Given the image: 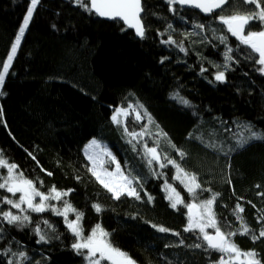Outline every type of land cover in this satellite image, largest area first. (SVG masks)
Instances as JSON below:
<instances>
[{"label":"trees","instance_id":"trees-1","mask_svg":"<svg viewBox=\"0 0 264 264\" xmlns=\"http://www.w3.org/2000/svg\"><path fill=\"white\" fill-rule=\"evenodd\" d=\"M29 6L30 0H0V63ZM143 7L146 31L138 39L122 22H106L71 0H42L6 76V95L0 96L6 122L0 123V153L40 191L47 194L53 186L71 190L64 200L83 214L84 236L100 226L135 264H218L219 253L193 247L201 241L184 231L186 209L181 205L174 210L166 199L165 182L185 202L191 201L173 179L175 169L155 162L149 166L144 145L158 147L162 158L176 159L195 173L202 188L211 189L199 192L200 199L218 194L214 211L222 227H239L233 212L240 203L243 221L258 234L264 226V196L258 195L264 192V139L252 140L227 157L224 152L248 135L245 126L264 133L262 66L248 58V49L226 32L217 13L204 17L178 5L173 13L167 0H143ZM250 26L260 30L258 23ZM222 35L226 43L220 41ZM169 38L176 43H165ZM229 48L235 62L225 61ZM219 71H225V82L215 81ZM118 109L129 112L119 124L112 121ZM136 112L142 121L135 119ZM125 124L130 132H147L130 144ZM92 139L112 151L122 171L137 177L140 200L112 199L92 176L84 154ZM176 149L185 153L183 159ZM0 197L16 198L5 190ZM50 203L63 207V201ZM94 204L102 211L97 213ZM9 210L19 214L0 201V211ZM30 215L32 224L24 228L0 220V264L9 259L2 255L9 246L27 253L30 259L24 264H87L71 247L76 238L64 217L51 211ZM68 217L75 218L72 213ZM37 224L58 239L37 243ZM161 226L170 231L159 232ZM233 239L241 250L254 249L264 261V238L253 242L238 234Z\"/></svg>","mask_w":264,"mask_h":264},{"label":"snow or ice","instance_id":"snow-or-ice-1","mask_svg":"<svg viewBox=\"0 0 264 264\" xmlns=\"http://www.w3.org/2000/svg\"><path fill=\"white\" fill-rule=\"evenodd\" d=\"M71 2L77 7L83 8L86 12L94 13L99 17L123 21L126 28L134 29L135 34L143 39L145 37V30L143 24L142 13L144 11L143 0H71ZM170 11L175 13L176 5L180 7L190 6L202 11L205 14H211L216 10V19L222 24L227 33L236 37L240 44L248 49V58L253 59L255 63L261 65L259 69L261 73H264V6L261 5V0H167ZM42 4V0H30V6L26 10V14L23 18L21 26L18 28L17 35L10 48L9 54L5 60L0 63V96L6 95L3 91L6 76L9 74L11 65L14 58L17 55L19 46L22 39L25 36L30 22L33 19L39 5ZM251 5V7H248ZM227 6V7H225ZM253 23H258L260 30L254 31L250 26ZM52 27L55 29L56 25ZM197 28L203 30L204 25L198 24ZM247 29V34H246ZM222 43L227 42V36L222 35L219 37ZM165 43H176V41L169 40ZM181 51L184 48L181 46ZM232 49L229 48L225 53L226 62H235L234 57L230 54ZM164 61L161 60V63ZM227 63L225 68H227ZM215 81L225 82V71H219L215 77ZM188 105V101H184ZM127 115V109H118L117 113L112 116V121L119 124L118 116L120 114ZM143 115H148L146 112ZM135 119L142 121V115L136 112ZM148 122L151 123V117L149 116ZM0 123L5 124L3 120V106L0 105ZM245 130L248 133L246 137L239 138L235 141V147L229 148L224 152L227 157L229 152L236 151L239 148L245 147L252 140L264 139V133H258L254 131L251 126H245ZM125 133L130 136L128 142L131 144L133 140L146 134L147 129L144 132L135 133L130 132L127 125H124ZM160 135V133H156ZM166 135V134H164ZM202 142H204L202 140ZM89 147H95L100 149L101 146L96 140L91 142ZM173 147H175L173 145ZM206 147L219 148L215 143H206ZM135 150V145H133ZM145 155L147 156L148 164L151 166L155 162L160 168H164L171 165L175 169V175L173 179L179 181L185 191L191 197L190 202H185L175 187L165 182V190L168 192L166 199L170 202V207L174 210H178V206H183L186 209L187 223L184 228L185 232L193 233L197 239L201 242L193 245L195 248H204L206 251L211 250L219 253L218 264H264V261L259 257V254L253 250H241L234 242L233 237L236 235H248L253 242L264 238V226H261L257 232L252 231L249 226L243 221L241 214L244 212V208L240 203H237L234 208V216L239 224V227L235 230L222 227L221 223L216 218L214 211L215 201L218 194L212 193L210 197L206 199L199 198V192L208 191L211 189L202 188L201 183L198 181L195 173L187 172L176 159H171L167 155H163L158 151V147H148L144 145ZM177 155L183 159L185 153L182 150L176 149ZM102 155L110 156V153L93 152L88 154V159L91 161L92 167L90 168L91 174L95 177L96 181L110 193L111 198L120 200L122 196L141 199L140 192L137 190L136 185L142 187L137 177L131 175V173H125L122 171L119 163L116 164V171L112 172L105 168ZM35 159V157H33ZM114 160V157H113ZM0 190H5L10 193L15 199L8 197H0V201L10 206L11 209L17 210L19 214L13 211H0V220L13 227L24 228L32 224V217L30 213H44L51 211L53 214L64 217L66 225L70 233L76 238L71 247L74 252L81 256L87 264H101V261L107 260L111 264H135L126 253L114 247L108 239V233L97 226L90 235L84 236L83 228L81 225L82 213L75 209L72 204L64 200V197L71 194V190L61 191L53 186L46 194L40 191L36 187V182L28 179L24 174L18 171V165L10 163L4 159L2 153H0ZM51 175V173H48ZM42 184V181H40ZM231 184V181H228ZM257 188L260 185H256ZM17 193L19 196L17 197ZM260 196H264V192L258 193ZM39 198V200H37ZM149 196V201H151ZM55 200L57 203L63 201V207L58 208L50 201ZM249 203H251L249 201ZM255 208L256 206L253 205ZM94 210L99 213L102 211V207L99 204L93 205ZM74 214V219H68L69 214ZM260 223V219L257 220ZM43 224L48 228H51L47 220L43 221ZM156 228L157 226L153 225ZM212 229V232L208 230ZM161 233L169 232L170 230L165 227H159L157 229ZM33 231L38 237L37 243L47 244L52 239H58V236L49 235L43 231L39 224H37ZM2 234V229H0ZM179 235V233H173ZM2 255L9 257L6 264H24V261L29 260L25 251H13L12 247H7L2 252ZM35 264H39L38 261Z\"/></svg>","mask_w":264,"mask_h":264},{"label":"rangeland","instance_id":"rangeland-1","mask_svg":"<svg viewBox=\"0 0 264 264\" xmlns=\"http://www.w3.org/2000/svg\"><path fill=\"white\" fill-rule=\"evenodd\" d=\"M117 113V111L114 113V114H116ZM129 113V112H128ZM128 115H124L123 113L122 114H120L119 116H118V120L120 121L121 119L123 120V119H125V117H127ZM93 140H96V139H92L89 143H87L86 144V146L84 147V154H85V157L88 159V154H91V153H93V152H101V150H103L104 152H107V153H110L111 155L110 156H108V155H102V159H103V161H104V167L105 168H107L109 171H112V172H115L116 171V164L118 163L117 162V159L115 158V156L113 155V153H112V151L108 148V147H106L105 145H103V144H100L97 140V142H98V144L101 146V148L100 149H97V148H95V147H89L90 145H91V142L93 141ZM113 157H114V160H113ZM89 160V159H88ZM90 162V168L92 167V164H91V161H89ZM166 194L168 195V192L166 191ZM17 196H19V193H17ZM183 198V197H182ZM184 200V199H183ZM68 219H70L69 217H68ZM66 222V221H65ZM208 231H213L212 229H209ZM104 261H107V260H104ZM102 262V261H101ZM109 264H111V262L110 261H107Z\"/></svg>","mask_w":264,"mask_h":264},{"label":"water","instance_id":"water-1","mask_svg":"<svg viewBox=\"0 0 264 264\" xmlns=\"http://www.w3.org/2000/svg\"><path fill=\"white\" fill-rule=\"evenodd\" d=\"M179 6V5H178ZM183 9H189V10H195L197 13H199L200 15H202V16H204V17H211L212 15H213V13H217L218 11H220V10H216V11H214L213 13H211V14H205V13H203L202 11H200V10H198V9H195V8H193V7H190V6H184V7H182ZM143 13H144V11H143ZM143 13H142V15H143ZM98 16V15H97ZM99 17V16H98ZM100 19H102V20H104V21H109V22H112V21H120L119 19H117V20H111V19H106V18H102V17H99ZM120 22H122L123 23V21H120ZM144 24V23H143ZM124 25V24H123ZM125 26V25H124ZM126 27V26H125ZM127 30H131V31H133L134 33H135V31H134V29H131V28H127ZM145 31H146V29H144ZM136 35V34H135ZM136 37L138 38V39H140L137 35H136Z\"/></svg>","mask_w":264,"mask_h":264}]
</instances>
